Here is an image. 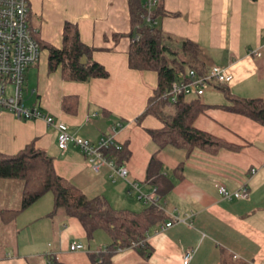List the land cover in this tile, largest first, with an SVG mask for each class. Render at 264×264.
Here are the masks:
<instances>
[{
	"label": "crops",
	"instance_id": "obj_1",
	"mask_svg": "<svg viewBox=\"0 0 264 264\" xmlns=\"http://www.w3.org/2000/svg\"><path fill=\"white\" fill-rule=\"evenodd\" d=\"M28 2L30 24L41 42L61 49L66 24L77 26L81 41L92 49V60L103 65L109 77L67 81L61 68L50 70V52L44 48L39 64L26 72L27 106H37L65 123L72 136L94 144L121 123L115 137L125 155L122 160L120 152L109 155L129 175L121 178L107 166L95 172L76 145L70 144L66 152L59 148L58 130L45 120L25 121L2 111L0 154L16 155L34 144L53 160L56 173L88 198L104 197L116 210L142 212L155 206L167 214L146 239L148 257L135 247L119 249L111 264H186L187 252H192L188 264H264V125L223 108L229 101L213 82L202 96L186 94L207 106L193 127L228 148L215 156L172 147L159 151L151 132L164 125L152 115L139 121L157 90L158 74L129 66L128 0ZM163 8L165 15L156 26L173 38L174 46L194 42L206 71L228 68L234 80L227 87L234 95H264V0H163ZM154 156L168 180L162 191L148 179ZM221 185L229 192L247 185L249 197L227 200L219 193ZM23 191L22 180L0 179V264H93L92 257L112 245L106 231L89 238L77 218L63 209L54 214L53 194L22 210ZM141 193L156 203L141 199ZM134 197L144 206L131 203ZM131 206L142 209H127ZM10 211L18 214L10 219ZM174 218L180 221L166 227ZM73 244L85 248L72 252Z\"/></svg>",
	"mask_w": 264,
	"mask_h": 264
},
{
	"label": "trees",
	"instance_id": "obj_2",
	"mask_svg": "<svg viewBox=\"0 0 264 264\" xmlns=\"http://www.w3.org/2000/svg\"><path fill=\"white\" fill-rule=\"evenodd\" d=\"M148 2L149 0H128L132 41L129 66L133 70L158 74L157 90L139 121L152 115L164 125L161 131L151 132L159 151L172 147L188 154L201 151L211 156L218 155L228 145L193 127L195 118L207 106L199 99H189L186 94L178 96L176 101L169 96L173 83L186 80L191 71L198 74L206 72L199 57L200 47L189 40L182 42L181 46H174L173 38L156 26L157 19L165 15L163 0H158L152 10L148 8ZM148 17L151 22L147 21ZM36 38L41 48L50 52V70L61 68L65 80L87 83L92 79L109 77L106 68L92 60V49L81 41L77 26L66 24L61 49L46 45ZM84 57L87 59L86 64L83 63ZM218 87L229 101V105L223 108L264 125V95L245 99L234 95L227 85L219 84ZM119 155L122 160L125 151ZM160 168L161 164L157 156H154L149 166L148 179H154L155 185L162 191L168 180L160 173ZM0 179H18L24 182L22 210L30 208L43 196L52 193L54 214L63 209L67 216L77 218L89 238L99 230L106 231L112 239V245L107 248V252L93 256V264H111L117 250L131 247L148 257L150 253L146 255L145 249L150 231L168 219L167 214L155 206L142 212H132L114 209L104 197L88 198L74 184L60 177L55 171L53 160L34 144L16 155L0 154ZM8 213L11 219L18 211Z\"/></svg>",
	"mask_w": 264,
	"mask_h": 264
},
{
	"label": "built area",
	"instance_id": "obj_3",
	"mask_svg": "<svg viewBox=\"0 0 264 264\" xmlns=\"http://www.w3.org/2000/svg\"><path fill=\"white\" fill-rule=\"evenodd\" d=\"M157 3L158 0H149V10H152ZM30 16L28 0H0V111L9 112L25 121L45 120L47 125L54 126L58 130V144L63 152L68 150L70 144H74L86 155L95 172H98L102 166H107L115 175L126 179L129 175L128 169L125 166H119L108 154L113 150L121 152L124 148L115 137L116 130L123 127L121 123L114 126L110 134L103 136L94 144L89 140L72 136L65 123L46 116L37 106H27L24 100L26 72L32 66L39 64L42 54L41 44L36 38L38 31L31 27ZM147 21L151 22V18L148 17ZM233 80V75L225 67L215 66L203 74L191 71L189 78L173 83L169 96L173 97V101L182 94L192 92L202 96L209 84L217 82L228 85ZM252 172L256 173V170ZM219 193L230 201L244 200L249 197V187L243 185L239 190L229 192L225 186L221 185ZM140 198L149 199L142 193ZM149 200L156 203L153 198ZM176 221L180 219L174 218L166 227L172 226ZM84 248L83 245L73 244L70 250L77 252ZM191 258L192 252H187L184 257L185 263L188 264Z\"/></svg>",
	"mask_w": 264,
	"mask_h": 264
},
{
	"label": "rangeland",
	"instance_id": "obj_4",
	"mask_svg": "<svg viewBox=\"0 0 264 264\" xmlns=\"http://www.w3.org/2000/svg\"><path fill=\"white\" fill-rule=\"evenodd\" d=\"M225 101H226V100H225ZM29 103H30V102H29V101H27V104H28V105H29ZM51 194H52V193H49L47 196H45V197H44V198H45V200H48V198H49L48 196H51ZM130 201H131V203H132V202H137V204H140L141 206H144L143 204H141V203H139V202H138V200H137V198H136V197H134V198H131V200H130ZM141 206H140V207H141ZM127 207H129V206H127ZM140 207H137V208H136L135 206H134V207H132V206H131L130 208H127V209L134 210V211H136V210H138V211H139V210H141V209H142V208H140ZM145 207H146V206H145ZM135 209H136V210H135Z\"/></svg>",
	"mask_w": 264,
	"mask_h": 264
},
{
	"label": "water",
	"instance_id": "obj_5",
	"mask_svg": "<svg viewBox=\"0 0 264 264\" xmlns=\"http://www.w3.org/2000/svg\"><path fill=\"white\" fill-rule=\"evenodd\" d=\"M86 62H87V59H86V57H84L83 58V63L86 64Z\"/></svg>",
	"mask_w": 264,
	"mask_h": 264
}]
</instances>
